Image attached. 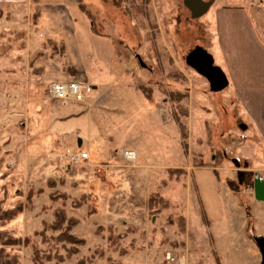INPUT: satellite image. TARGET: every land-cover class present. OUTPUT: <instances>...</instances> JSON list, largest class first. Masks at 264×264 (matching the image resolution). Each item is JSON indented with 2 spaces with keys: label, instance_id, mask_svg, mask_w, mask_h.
Listing matches in <instances>:
<instances>
[{
  "label": "rangeland",
  "instance_id": "obj_1",
  "mask_svg": "<svg viewBox=\"0 0 264 264\" xmlns=\"http://www.w3.org/2000/svg\"><path fill=\"white\" fill-rule=\"evenodd\" d=\"M80 1L97 33L77 35L85 80L75 58L54 56L52 35L32 34L41 15L0 3V198L22 206L1 229L26 239L7 250L21 264H170L167 252L184 264H261L259 143L229 88L210 92L185 62L212 41L213 9L192 18L183 0ZM43 64L85 83L84 101L49 99ZM59 210L69 229L51 228Z\"/></svg>",
  "mask_w": 264,
  "mask_h": 264
},
{
  "label": "crops",
  "instance_id": "obj_2",
  "mask_svg": "<svg viewBox=\"0 0 264 264\" xmlns=\"http://www.w3.org/2000/svg\"><path fill=\"white\" fill-rule=\"evenodd\" d=\"M203 1L210 2L205 13L213 9L209 20L212 41L208 45L201 43L198 46L211 55L213 64L225 74L227 79L225 89L229 88L227 97L232 102V107L243 111L241 115L247 122L249 134L259 143L257 155L261 154L264 157V39L256 23V15L264 12V0ZM0 3L9 4L13 8L28 4V8L36 12L35 17L30 16L34 21L38 15H41L39 23L42 29L36 33L31 30L32 34L52 35L58 46L54 56L61 54L68 61L70 57L75 58L80 66L76 69L71 65L77 73L75 78L78 80L87 78L85 68L80 65H83V56L77 35L97 34L87 25L76 3L71 0H35L34 2L0 0ZM10 22L8 32L17 24L12 18ZM3 29L0 27V33L4 31ZM64 74L60 66L53 68L52 65L45 64L43 67V77L46 80L59 79ZM65 79L70 80L66 77ZM254 152L251 156H256ZM260 178L264 179V176Z\"/></svg>",
  "mask_w": 264,
  "mask_h": 264
},
{
  "label": "water",
  "instance_id": "obj_3",
  "mask_svg": "<svg viewBox=\"0 0 264 264\" xmlns=\"http://www.w3.org/2000/svg\"><path fill=\"white\" fill-rule=\"evenodd\" d=\"M184 5L191 12L192 18H199L208 9L210 2L203 0H183ZM185 62L198 74L203 76L209 85V91L219 92L227 86V79L223 71L213 64L211 55L202 47L196 46L185 57ZM253 193L255 199L264 203V179L255 175ZM261 255V264H264V237L256 238Z\"/></svg>",
  "mask_w": 264,
  "mask_h": 264
},
{
  "label": "trees",
  "instance_id": "obj_4",
  "mask_svg": "<svg viewBox=\"0 0 264 264\" xmlns=\"http://www.w3.org/2000/svg\"><path fill=\"white\" fill-rule=\"evenodd\" d=\"M78 8L81 12L84 13L86 17L90 19V16L85 9L84 5L81 3L80 0H75ZM90 28L93 33L97 34L93 28V25H90ZM62 47V46H61ZM3 199L0 198V264H21L20 257L16 253H11L7 248H13L16 246H20L21 244L25 243L26 239L20 237L12 236L7 230L1 229L5 223L15 218L21 211L22 206L21 204H17L14 207H3ZM66 223L67 229L70 228L74 224V221L70 218L67 219L66 215L62 210L55 212V219L51 224V228L55 230H61ZM60 238L65 241H75V237L68 233V231H61ZM107 264H118L108 261Z\"/></svg>",
  "mask_w": 264,
  "mask_h": 264
},
{
  "label": "built area",
  "instance_id": "obj_5",
  "mask_svg": "<svg viewBox=\"0 0 264 264\" xmlns=\"http://www.w3.org/2000/svg\"><path fill=\"white\" fill-rule=\"evenodd\" d=\"M88 91L89 88L86 84L77 80H51L46 85L48 98L63 107H67L72 101L83 102ZM84 157H86V153L70 154V160L73 162ZM165 256L170 264H184L185 262L182 258L175 259L170 252H167Z\"/></svg>",
  "mask_w": 264,
  "mask_h": 264
},
{
  "label": "bare ground",
  "instance_id": "obj_6",
  "mask_svg": "<svg viewBox=\"0 0 264 264\" xmlns=\"http://www.w3.org/2000/svg\"><path fill=\"white\" fill-rule=\"evenodd\" d=\"M124 155H125V157L128 158V159H132V158H133V155H132L131 152H129V151H124Z\"/></svg>",
  "mask_w": 264,
  "mask_h": 264
},
{
  "label": "flooded vegetation",
  "instance_id": "obj_7",
  "mask_svg": "<svg viewBox=\"0 0 264 264\" xmlns=\"http://www.w3.org/2000/svg\"><path fill=\"white\" fill-rule=\"evenodd\" d=\"M196 46H198V45H196ZM196 46H195V47H196ZM193 49H194V48H192L191 50H193ZM244 176H245V173H244V172H241V173L238 174V177H244Z\"/></svg>",
  "mask_w": 264,
  "mask_h": 264
}]
</instances>
